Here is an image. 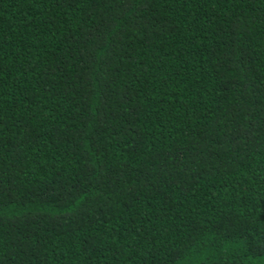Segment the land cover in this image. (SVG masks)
Returning <instances> with one entry per match:
<instances>
[{
    "label": "trees",
    "instance_id": "16d2710c",
    "mask_svg": "<svg viewBox=\"0 0 264 264\" xmlns=\"http://www.w3.org/2000/svg\"><path fill=\"white\" fill-rule=\"evenodd\" d=\"M0 264H264V0H0Z\"/></svg>",
    "mask_w": 264,
    "mask_h": 264
}]
</instances>
